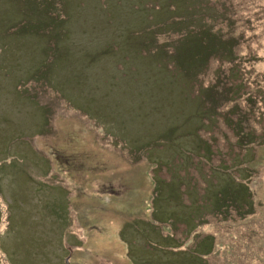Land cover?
<instances>
[{"label": "rangeland", "instance_id": "374dc122", "mask_svg": "<svg viewBox=\"0 0 264 264\" xmlns=\"http://www.w3.org/2000/svg\"><path fill=\"white\" fill-rule=\"evenodd\" d=\"M196 256L264 264V0H0V264Z\"/></svg>", "mask_w": 264, "mask_h": 264}, {"label": "trees", "instance_id": "16d2710c", "mask_svg": "<svg viewBox=\"0 0 264 264\" xmlns=\"http://www.w3.org/2000/svg\"><path fill=\"white\" fill-rule=\"evenodd\" d=\"M48 8V7H47ZM53 16H55L54 14H53ZM7 31H10V28H7L6 29ZM175 181H177V180H175ZM170 182H171V180H168L167 181V183H163L164 185H169L170 184ZM173 182V181H172ZM218 185H219V187L223 190V186H222V183L221 182H216ZM178 183H176V182H174V186H168V187H166L165 189H168L169 188V190H173V191H175V189H177L178 188ZM242 189H244L246 192H248V188L247 187H243V186H240ZM231 189L232 188H228V195H226L225 197H224V192L223 193H221V192H218V193H215L214 194V198L212 199V201H218L217 203L219 204V207L218 208H220L221 210H227V208L228 207H231V205H232V207L234 206V205H238L237 204V202H236V200H235V198H236V195H233V194H229V191H231ZM208 199V198H207ZM234 199V200H233ZM227 203L226 205L224 204V203ZM250 202H251V200H250ZM249 202V203H250ZM248 203V204H249ZM198 256H202L201 254H199ZM198 256H196L195 258H193V264H197V263H199V264H203V260L200 258V257H198ZM69 260V262H70V259H68ZM202 261V262H201Z\"/></svg>", "mask_w": 264, "mask_h": 264}]
</instances>
